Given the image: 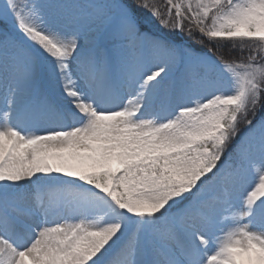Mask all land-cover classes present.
<instances>
[{
    "label": "snow or ice",
    "instance_id": "obj_1",
    "mask_svg": "<svg viewBox=\"0 0 264 264\" xmlns=\"http://www.w3.org/2000/svg\"><path fill=\"white\" fill-rule=\"evenodd\" d=\"M0 264H264V0H0Z\"/></svg>",
    "mask_w": 264,
    "mask_h": 264
}]
</instances>
